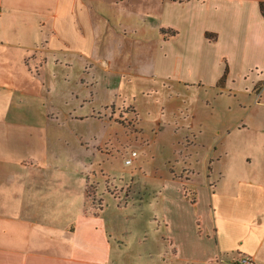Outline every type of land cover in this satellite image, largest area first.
<instances>
[{
    "label": "crops",
    "instance_id": "1",
    "mask_svg": "<svg viewBox=\"0 0 264 264\" xmlns=\"http://www.w3.org/2000/svg\"><path fill=\"white\" fill-rule=\"evenodd\" d=\"M199 45L201 59L207 47L230 75L239 64V81L252 68L263 73L264 0H0V264H114L132 237L129 227L120 235V218L138 217V227L146 215L151 239L139 242L153 264L163 250L165 264H236V254L264 264V101L248 88L218 89L215 106L194 99L186 59L195 61ZM30 59L38 70L26 74ZM51 64L64 73L49 76ZM144 79L161 85L165 104L181 101L158 124L193 140L176 154L170 138L167 164L134 198L119 188L116 203L113 151L136 138L116 123L127 120L124 107L101 98L147 92ZM51 81L79 87L78 102L49 107ZM230 96L240 99L226 104ZM179 156L195 165H179ZM104 183L112 200L96 211Z\"/></svg>",
    "mask_w": 264,
    "mask_h": 264
},
{
    "label": "rangeland",
    "instance_id": "2",
    "mask_svg": "<svg viewBox=\"0 0 264 264\" xmlns=\"http://www.w3.org/2000/svg\"><path fill=\"white\" fill-rule=\"evenodd\" d=\"M211 28V23L209 25V29ZM206 42L214 44V38L210 34H205ZM201 45L197 47V56L193 58L195 61L192 63V59L189 57L186 59L188 64V71H187V79L188 81H191V83L187 84V89L194 92L193 98L202 100L203 96H206L211 102V106H215L214 101L218 98L220 95L217 90L222 88H228V89H244L248 88L250 90L258 91L257 94H253L254 97L257 99L260 98L261 101H264V72L262 73V70L260 68V71L258 72L256 68H252L251 72L247 74L248 78L246 80L239 81L234 74L236 73L237 69L240 67L239 64H235L232 62L229 66L232 69V74H229V68L226 63H224L222 60L217 62L215 60H212L211 58H208V50L206 47L205 55L201 59ZM179 51V50H178ZM18 54V53H17ZM208 58V59H207ZM191 62V63H189ZM202 64V67L200 68ZM219 65V66H218ZM37 66L32 62V60H28L27 66L25 65L24 68L25 73L29 74L36 73L37 72ZM77 66L73 65V68L75 69ZM21 68V67H20ZM19 68V69H20ZM264 71V70H263ZM53 74L58 73H64V70L61 66L51 64L49 67V76H52ZM201 78V79H200ZM259 79V81H258ZM141 83V88H144V90L148 89L146 91H140V92H132L129 96L124 97H118V96H111L108 98L102 97V100L108 99L111 100L112 103H114L115 106L124 107L123 110L124 117L127 118L126 121H124L125 127H128V131L126 133L133 134L135 133V141L134 139L129 142L128 145H125L123 148L114 149L113 151V167L115 170V173L120 175L115 176V178H110L109 183L112 189L113 200L118 203L121 199V190H118L119 188H124L126 191H132L130 194V198L135 197V193L142 190V187L144 185L148 184L152 175V171L156 168L159 169V164L165 166L167 164V161L169 159L170 148L172 147V143L170 138L175 142V150L176 154L177 151L182 153L184 151V138H187L189 140H193V137L191 134H184L181 131L174 132L170 129L169 125L161 124L159 125L157 120L161 117L167 118L170 117L171 112L176 109H180L181 101L180 99H174V101H166L164 97H161V85L156 84L154 81L150 80H138ZM261 81V83H259ZM133 84H136L137 81H131ZM130 82V83H131ZM21 85H26L27 82L24 80H20L19 82ZM100 85L102 83H105V81L101 80ZM58 81H51L50 82V91L49 95L47 96L48 105L51 108H59L63 110L65 106L70 104H75L78 102V99L75 98V95L81 94L78 92V89H75L74 87H65V86H58ZM67 85V84H66ZM151 86V87H150ZM35 88L33 87V90ZM153 89V90H151ZM155 89V90H154ZM200 93V94H199ZM222 93V92H221ZM196 94L201 95L200 97ZM222 95H230L228 92L222 93ZM233 95V93L231 94ZM217 96V97H216ZM163 98V99H162ZM207 99V100H208ZM220 99H222L220 97ZM240 98L237 97H227L226 104L230 101H237ZM169 102H171V105H169ZM130 107V108H129ZM67 109V108H66ZM164 110V112H162ZM135 112V116L131 113ZM138 114V115H137ZM117 120V119H116ZM140 120H143L140 123ZM137 123V124H136ZM140 123V124H139ZM244 136V135H243ZM249 136V135H247ZM177 141H179V145H177ZM116 147V146H115ZM132 151H135L137 154V157L134 160V163L132 165H125L124 161L126 159H129V156ZM238 157V154L235 152H232V154L228 155V157L225 159V169H226V163L231 162L234 163L236 158ZM193 162L189 161L187 157L185 156H179V165H185L190 166ZM197 163V162H194ZM137 164H140L141 170L139 173V170L137 169ZM172 167H176L175 164H170ZM195 165V164H192ZM211 169L214 168V162L211 164ZM162 167V166H161ZM181 167V166H180ZM100 169V167H99ZM161 169V168H160ZM213 172V171H212ZM211 172L210 174V181L213 182L214 180V174ZM139 173V174H138ZM130 174H133V177H129ZM131 178V180H130ZM105 181V180H104ZM114 187V189L112 188ZM132 188V190H131ZM106 190V183H104V186H100V188L96 189V198L97 200H100V203L96 206H94V210L100 211L99 205L104 202L106 204V201H111L112 199L109 197H106L104 195ZM118 191V192H116ZM103 200V201H101ZM99 202V201H98ZM92 209V210H93ZM125 218H120V235L124 236L123 233L126 232L125 229H128V227L131 230L132 237L130 242V248L127 253H125L124 256L121 255V251L118 249L115 254L118 256L114 257V264H153L154 259L153 256H145L141 255L143 254L144 249V241L139 242V236L147 234L149 237V240L151 239V232L153 231V226L151 222V217L149 215H146L143 217V219H140L141 224L140 226L136 227L139 218H136V224H133V222L130 220H124ZM123 222V225H122ZM136 227V228H135ZM125 228V229H124ZM139 229V230H138ZM116 241V240H114ZM150 243V242H149ZM146 246H149L148 243H146ZM153 250V249H152ZM164 261L168 260L166 257V254H164L163 250V258ZM164 261L162 264H165Z\"/></svg>",
    "mask_w": 264,
    "mask_h": 264
},
{
    "label": "built area",
    "instance_id": "3",
    "mask_svg": "<svg viewBox=\"0 0 264 264\" xmlns=\"http://www.w3.org/2000/svg\"><path fill=\"white\" fill-rule=\"evenodd\" d=\"M136 157V153L135 152H131L129 159H127L125 161V165H130L132 160ZM236 264H260L255 262L252 258L247 257V256H238L235 260Z\"/></svg>",
    "mask_w": 264,
    "mask_h": 264
},
{
    "label": "trees",
    "instance_id": "4",
    "mask_svg": "<svg viewBox=\"0 0 264 264\" xmlns=\"http://www.w3.org/2000/svg\"><path fill=\"white\" fill-rule=\"evenodd\" d=\"M169 1H172V2H180V3H182V2H187L188 0H169ZM168 33H170V32H164V31H161V34H162V35L169 36V37H174V36H175V34H173V33H170V35H168ZM131 113L135 116V112H131ZM116 123H119V124H121V125H124L125 122H124V120H122V118H118V119L116 120ZM87 196L89 197V199H90V197L92 198V194H91L90 192L87 194ZM185 197H186V190H185ZM186 198L189 199V201H190L191 203L194 202V199H192L190 196L187 195ZM92 201H94L93 198H92ZM236 256L238 257L239 254H236ZM236 256H235V257H236Z\"/></svg>",
    "mask_w": 264,
    "mask_h": 264
}]
</instances>
